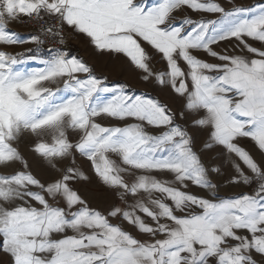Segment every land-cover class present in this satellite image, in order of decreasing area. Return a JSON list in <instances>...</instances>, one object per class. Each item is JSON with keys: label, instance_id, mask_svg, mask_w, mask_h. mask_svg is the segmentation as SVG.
Here are the masks:
<instances>
[{"label": "snow or ice", "instance_id": "6c2138e0", "mask_svg": "<svg viewBox=\"0 0 264 264\" xmlns=\"http://www.w3.org/2000/svg\"><path fill=\"white\" fill-rule=\"evenodd\" d=\"M0 264H264V0H0Z\"/></svg>", "mask_w": 264, "mask_h": 264}, {"label": "crops", "instance_id": "0c3cea01", "mask_svg": "<svg viewBox=\"0 0 264 264\" xmlns=\"http://www.w3.org/2000/svg\"><path fill=\"white\" fill-rule=\"evenodd\" d=\"M241 3H244V4H252V3H255L256 0H240ZM10 27H12L13 29L19 31V32H22V33H28L30 32V30L24 25V24H12L10 25ZM69 46H76V42H70ZM22 50V46H17L16 48V51H20ZM83 54V53H81ZM96 71L97 72H104L106 71L105 69V66L103 64L102 61H98L96 63ZM110 79H113V80H125L127 79L128 82L134 86H136L137 88H140V89H145L147 91H152V88L151 86H145L144 84H141L139 81H137L134 76L131 74V73H127L125 75H118L116 73H111L110 74ZM107 123V122H105ZM226 190L228 192H234V191H238V189L236 188H228V189H224L223 191L226 192ZM193 191H197V189H193Z\"/></svg>", "mask_w": 264, "mask_h": 264}, {"label": "built area", "instance_id": "2783aa9c", "mask_svg": "<svg viewBox=\"0 0 264 264\" xmlns=\"http://www.w3.org/2000/svg\"><path fill=\"white\" fill-rule=\"evenodd\" d=\"M30 31H32L33 29L30 27V26H28V25H26V24H24ZM71 42V41H70ZM70 42H69V44H70Z\"/></svg>", "mask_w": 264, "mask_h": 264}, {"label": "rangeland", "instance_id": "374dc122", "mask_svg": "<svg viewBox=\"0 0 264 264\" xmlns=\"http://www.w3.org/2000/svg\"><path fill=\"white\" fill-rule=\"evenodd\" d=\"M24 147H25V146L22 145V148H24ZM25 150H26V149H25ZM226 192H228V191L226 190Z\"/></svg>", "mask_w": 264, "mask_h": 264}]
</instances>
